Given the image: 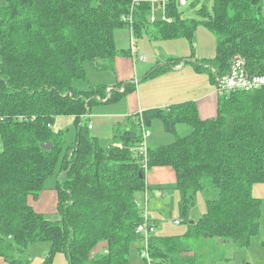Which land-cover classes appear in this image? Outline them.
<instances>
[{"label":"trees","instance_id":"trees-1","mask_svg":"<svg viewBox=\"0 0 264 264\" xmlns=\"http://www.w3.org/2000/svg\"><path fill=\"white\" fill-rule=\"evenodd\" d=\"M152 1L157 3L153 21ZM179 6L180 0H5L0 5V258L7 264H27L16 251L39 241L50 243L43 264H52L60 252L67 264H128L131 244L143 239L136 230L143 210L135 200L147 192L146 173L158 166L173 169L178 217L187 224L182 235H151L149 248L158 264H213L191 250L190 240L218 237L244 247L259 233L263 201L251 187L264 183L263 86L218 94L217 114L205 120L190 100L143 110L136 119L128 117V127L115 126L106 146L88 127L85 116L92 107L135 91L134 79L117 81L109 94L106 84L86 90L76 85L88 81L86 63L114 71L116 57L129 53L116 47L114 32L121 27L130 29V48L145 33L153 41L185 38L192 49L193 59L167 58L144 78L188 62L216 84L234 55L245 61L249 74H264V0H212L211 12L204 4L195 8L202 19L183 17ZM129 16L131 23L123 19ZM200 23L215 35L213 58H194ZM60 116L74 117L71 143L52 128ZM155 119L166 132L175 133L179 123L191 131L167 144L148 145L143 161L142 130ZM48 143L49 150L41 147ZM54 173L58 220L44 217L29 202ZM198 191L217 197L207 199L203 215L191 220ZM148 222L159 226L150 214Z\"/></svg>","mask_w":264,"mask_h":264},{"label":"rangeland","instance_id":"rangeland-1","mask_svg":"<svg viewBox=\"0 0 264 264\" xmlns=\"http://www.w3.org/2000/svg\"><path fill=\"white\" fill-rule=\"evenodd\" d=\"M193 2L196 3L197 0H185L184 3L180 4L179 7L183 17L202 19L195 12V8L201 6L202 4H204L208 11L211 12L212 0H198L196 7H193ZM3 3H5V0H0V5ZM114 34L116 39V47L118 50L131 49H128L131 46L130 29L128 27L116 29ZM135 41L138 51L142 55H145L148 60L146 62L137 61L135 69L133 68L132 70L133 78L135 82H137L135 91L126 93L118 101L101 103L92 107L91 116L94 117V120L95 118L98 119L99 117L102 125L109 122L108 116H110L112 113L123 111V100L125 99L126 95L132 92H138L140 88L142 98L145 96H152V98H154L159 95L158 92L160 88H162L161 90L164 91L167 90V82L163 81L164 79L161 80L160 77H143L147 68L151 67V65L153 66L155 63V54L153 57V53L159 52L157 46L161 44L165 45V50L161 48V51L164 53L163 57L171 55L177 58H191L189 55L192 53V49L188 41L182 37L162 41H153L150 39L148 34L143 33L141 37L135 38ZM215 44V35L202 23L198 24L194 37V58H213L215 55ZM139 56L140 54H138V57ZM89 66L90 64L86 63L85 69L88 70V84L93 87L100 84V78L102 76H110L111 78L113 76L111 72L94 71ZM188 66L192 65L188 63L187 67ZM199 73H201L204 78H209V74L207 72L201 71ZM138 82L140 84L139 88ZM218 93L220 94V92ZM145 109L143 108L142 110ZM53 126L55 128L54 132L57 133V130H60L61 137H63L67 143L73 142L76 131L74 118L72 116L57 117L53 123ZM49 128H51V126ZM147 129L150 130V133H159L162 136V144L170 143L177 137V133L166 132L163 129L162 123L159 119H155L151 126L149 128L147 127ZM90 132L94 134L93 130H90ZM102 133L106 135V128L103 127ZM184 134V132H179V135ZM111 135L112 131L109 130L107 136L111 138ZM1 149L2 146L0 138V151ZM56 181V174L54 173L50 175L46 179L44 187L38 193V195L35 198L29 199V202L33 208L50 220H58L60 218L56 210V190L54 188ZM164 187L165 188H159L160 190H158V187L150 186V191L148 192L149 214L154 215L153 217L158 218L159 221V226L157 230H155V234L159 236L182 235L187 230V224L181 222L178 217L179 192L174 188V183L172 182L165 184ZM251 194L257 198H261L263 204L260 213L259 233L251 238L248 246L238 247L230 240H223L222 238L218 237H205L190 240L189 245L191 250L198 252L204 260L208 257V262H213V264H264V183L253 184L251 187ZM216 197V193L198 191L196 193L195 205L190 209L191 220L198 219L203 215L206 210L207 199H214ZM142 245V242H134L131 244L128 264H146L143 258L140 256L138 250L140 247H142ZM49 248L50 243L48 241L34 242L28 245L23 252L19 253L16 251L15 257L25 261L27 264H43L44 258L46 257ZM4 262L5 264L8 263L7 261H4L2 258H0V263ZM52 264H67V259L63 253H56L53 256Z\"/></svg>","mask_w":264,"mask_h":264},{"label":"crops","instance_id":"crops-1","mask_svg":"<svg viewBox=\"0 0 264 264\" xmlns=\"http://www.w3.org/2000/svg\"><path fill=\"white\" fill-rule=\"evenodd\" d=\"M157 48L159 49V52L153 53V57L155 54V63L164 62L167 58L173 57L171 55L163 57L164 53L161 51V48L165 50V45L161 44L157 46ZM128 49H130V47ZM135 49L136 51H138L137 46L135 47ZM138 53L141 54L139 51ZM147 60L148 59L146 56L144 60H138L137 58L132 57L130 51L126 55L119 54L116 57L115 70L108 71L113 75L112 78L110 76H102L100 78V84H106L108 88H110L117 81L134 79L132 70L133 68L135 69L137 61L146 62ZM155 63L153 65H155ZM187 64L188 63H181L175 67L170 68L164 74L157 76L160 77L161 80L164 79L163 81L167 82V90L164 91L161 90L162 88H160L158 92L159 95L154 98H152V96H145L142 98L139 88L140 84L138 82V92H132L126 95L125 99L123 100V111L112 113L110 116H108L109 122L104 125H102L99 117L98 119L95 118L94 120V117L91 116L90 110V113L87 114L85 118L88 123H91L90 130H93L94 134H92L100 139L102 146H106L111 142L112 135L111 138L107 136L109 130H111L113 133L114 127L119 124H123V126L128 127V117H131V120L134 119L135 116L140 115V113L143 111V108H165L170 104L190 100L195 102L200 119L205 120L207 118L215 117L217 114V96L219 94L216 91V84L212 82L210 83L209 78H204L201 73L196 72L192 68V66L187 67ZM89 67L94 71H98L95 70L92 65H90ZM149 68L150 67H148L147 70ZM86 72L88 73V70H86ZM135 84L136 90L137 82H135ZM76 85L77 88L82 90H86L91 86L90 84H88V81L76 82ZM103 127L106 128V135L102 133ZM52 128L55 129L53 125ZM175 128L177 129V131L175 130V133H177V135H179V132L188 134L191 131V127L184 123L177 124ZM161 138L162 136L159 133L155 134L154 132H151L150 136L148 137V145H162ZM145 177L147 183V193L150 191V186H156L158 187V190H160L159 188H165V184L169 182L175 183V173L170 167H154L145 175ZM150 216L152 218L158 219L156 217H153L154 215L150 214ZM157 228L155 230H157ZM103 248V246H100L96 250H94V257L97 258L99 254L102 253ZM0 264H5V262Z\"/></svg>","mask_w":264,"mask_h":264},{"label":"built area","instance_id":"built-area-1","mask_svg":"<svg viewBox=\"0 0 264 264\" xmlns=\"http://www.w3.org/2000/svg\"><path fill=\"white\" fill-rule=\"evenodd\" d=\"M157 9L156 1H152V10L150 15V20L153 21L155 19V13ZM164 18V16H163ZM124 20H128L130 23L132 22V17L123 18ZM168 20V19H167ZM130 52L132 57L137 58L138 60H144L145 56L140 54L138 57V51L135 48H131ZM213 72L216 73L215 69ZM264 87V74H249L245 67V61L239 56L234 55L232 58V63L227 73L222 74L216 78V88L217 91L229 92V91H250L259 87ZM109 94L110 89H107ZM141 114V113H140ZM143 124V123H142ZM50 127V125H48ZM91 128V123L88 125ZM142 141L138 146L139 152L143 156V161L146 159L147 148H148V137L150 135V130L147 128H143L142 130ZM144 170L146 172V161L144 162ZM147 174V173H146ZM136 205L140 206L143 210L144 221L139 224L136 228L137 232L142 235V247H140L139 254L143 258L146 264H158L152 257L150 248H149V239L151 235L155 232L154 224H150L148 222L149 219V211H148V193L144 191L138 199L135 200Z\"/></svg>","mask_w":264,"mask_h":264},{"label":"water","instance_id":"water-1","mask_svg":"<svg viewBox=\"0 0 264 264\" xmlns=\"http://www.w3.org/2000/svg\"><path fill=\"white\" fill-rule=\"evenodd\" d=\"M185 0H180V4L184 3ZM51 143H48V144H42L41 147L45 150H49L51 148ZM178 222V221H177Z\"/></svg>","mask_w":264,"mask_h":264},{"label":"bare ground","instance_id":"bare-ground-1","mask_svg":"<svg viewBox=\"0 0 264 264\" xmlns=\"http://www.w3.org/2000/svg\"><path fill=\"white\" fill-rule=\"evenodd\" d=\"M192 7V6H191ZM130 9V8H129ZM168 71V70H167ZM23 114H26V113H23ZM51 122V121H50ZM54 122V121H53ZM21 247V246H20ZM17 248V247H16ZM19 249V248H18ZM21 249V248H20ZM22 250V249H21ZM24 251V250H23Z\"/></svg>","mask_w":264,"mask_h":264}]
</instances>
